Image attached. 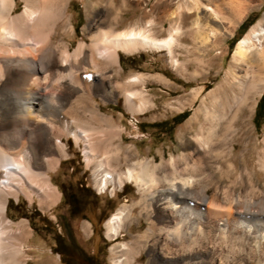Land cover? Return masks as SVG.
I'll list each match as a JSON object with an SVG mask.
<instances>
[{"label": "bare ground", "instance_id": "6f19581e", "mask_svg": "<svg viewBox=\"0 0 264 264\" xmlns=\"http://www.w3.org/2000/svg\"><path fill=\"white\" fill-rule=\"evenodd\" d=\"M19 1L22 8L13 13L15 0H0V264H28L25 246L31 229L26 219L7 216L8 199L17 201L22 195L41 208L57 201L59 193L49 173L66 155L62 141L66 136L81 146L85 166L99 177L97 187L105 188L112 178L118 184L131 181L137 188L138 200L120 205L105 222L106 235H114L128 221L133 205L149 219L146 232L124 244L126 264L143 243H148L154 262L165 253L171 255V264H197L206 244L212 250H220L221 244L230 250L240 242L264 260V192L254 198L238 190L246 177L251 181L244 191L253 192V176L245 161L239 172L233 153L236 143L227 133L246 124L264 83V15L236 41L227 73L230 79L214 93V101H226L228 92L240 90L230 118L220 110L197 109L180 132L184 141L177 154L159 161L132 160L130 151L121 146L122 128L100 112L92 97L97 95L105 103L121 96L128 111L144 112L153 102L132 88L143 85L142 76L113 79L118 51L165 50L175 65L172 51L180 34L185 31L189 41L194 39L189 11L181 12L190 4L180 1L160 19V27L168 30L164 37L154 35L150 18L142 27L118 30L114 16H106L98 23L89 21L84 38L70 49L67 39L71 40L73 29L65 15L67 0ZM95 4L86 8L88 16ZM242 9L240 3L234 4L235 19ZM214 34L211 30L205 37L199 31V44L211 42ZM207 122L210 127L204 132ZM249 145L243 143L241 157L245 158ZM261 163L264 168V159Z\"/></svg>", "mask_w": 264, "mask_h": 264}, {"label": "rangeland", "instance_id": "374dc122", "mask_svg": "<svg viewBox=\"0 0 264 264\" xmlns=\"http://www.w3.org/2000/svg\"><path fill=\"white\" fill-rule=\"evenodd\" d=\"M180 1L183 0H67L65 15L73 29L71 40L67 39L70 43L69 48L72 49L78 40L84 38V28L88 23L101 22L106 16L110 18L114 16V27L118 30L142 27L144 20L150 18L153 21L154 35L164 37L168 30L160 27V19ZM93 2L96 4L88 16L86 8ZM186 2L187 5L190 4V9L183 8L181 12L185 14L189 11L187 21L194 31V39L189 41L185 31L180 34L178 44L173 46L172 51L173 59H177L175 65L165 50L146 48L134 52L118 51V66L115 67L116 71H113V79L121 82L129 75L142 76L143 85L134 84L132 88L141 90L153 103L144 112L132 113L125 108L121 96L105 103L97 95L92 97L98 104L100 112L112 116L115 124L122 128L121 146L130 151L132 160L153 158L159 161L177 154L179 144L184 141L180 132L197 109L220 110L229 119L234 104L239 100L240 90L237 88L227 93L226 101L223 98L214 101L216 95L214 93L229 77L227 73L231 52L236 41L264 15V0H186ZM237 3H240L243 9L240 16L235 19L232 10ZM163 4H166L167 11ZM21 8V1L15 0L13 13ZM246 18L251 24L239 36L236 33L237 27ZM201 24L203 28L199 27ZM165 26L167 27V22ZM182 30H185V27ZM211 30L215 33L209 38L211 42L200 45L197 35L199 31L206 37ZM240 74L241 72L237 71V75ZM263 90L264 83L253 99L252 108L246 116V124L240 129L235 126L227 131L233 140L232 143H236L233 148L236 156L234 164L239 166V172H243L247 165L253 176L251 177L255 187L253 192L244 191L249 188L248 182L251 181L246 177L243 179L242 188L238 190L241 194H250L254 198H259L264 192V168L261 163V159H264V119L257 128L253 122L255 107ZM182 111H186V117L181 122L174 123V115ZM260 113L264 115V109ZM160 122L164 123L155 127L146 126L147 123ZM222 125L223 122L219 123L216 129H220ZM209 127V123H205L202 131H207ZM193 134L192 132L186 136L192 139ZM62 141L65 143L66 155L58 158L56 168L49 173L51 182L59 193L57 201L48 208H41L36 200L29 203L22 195L17 201L12 197L8 199L7 216L14 221L26 219L31 229L25 246L30 255L28 264H69L64 261L62 252L59 253L55 248V235H60L62 239L68 241L65 233L67 230L77 247L90 255L95 264H115L116 261L119 264H126L122 250L124 244L130 241L131 236L145 233L149 219L144 216L140 207L133 205L128 221L120 224L114 235H106L105 222L117 207L122 204L131 205L138 200L136 186L131 181L118 184L111 178L107 179L105 188L97 187L99 177L95 176L91 166H85L81 146L76 145L70 136L63 137ZM243 143H250L245 158L241 157ZM69 195L73 196V200ZM74 201L75 204L70 206L69 202ZM147 244L143 243L137 248L129 258L128 264L173 263V259L168 257L171 255L165 253L158 256L154 262L153 254L147 251ZM221 245L220 250L217 248L212 250L206 244L201 248L204 252L196 258L197 264H264L261 254L250 251L243 242L230 250ZM58 248L60 249L59 245ZM83 262L84 260L75 256L72 264H84Z\"/></svg>", "mask_w": 264, "mask_h": 264}, {"label": "trees", "instance_id": "16d2710c", "mask_svg": "<svg viewBox=\"0 0 264 264\" xmlns=\"http://www.w3.org/2000/svg\"><path fill=\"white\" fill-rule=\"evenodd\" d=\"M251 24V22L248 20V18H246L243 22L240 23V25L237 27L236 33L240 36L246 29V27ZM237 39V38H236ZM264 109V90L262 92V94L260 95L258 102L256 104L255 107V111H254V116H253V122L255 127L257 128L259 126L260 121H262L264 119V115L260 113V111H262ZM186 117V111H182L181 113H178L176 115H174L173 117V121L174 123H179L181 122L184 118ZM164 122H160V123H147L146 126H159L160 124H162ZM72 200H73V196L69 195ZM76 200V199H74ZM76 201H74V203L69 202L70 206H73L75 204ZM63 237H61L60 235H55V240H56V246L55 248H57L56 250L61 253L62 251L58 248V245L63 241L62 239Z\"/></svg>", "mask_w": 264, "mask_h": 264}, {"label": "flooded vegetation", "instance_id": "af4514ba", "mask_svg": "<svg viewBox=\"0 0 264 264\" xmlns=\"http://www.w3.org/2000/svg\"><path fill=\"white\" fill-rule=\"evenodd\" d=\"M65 233L68 241H65V239H63L64 242L62 241L59 244L60 250L62 251V254L65 257L64 261L68 262L69 264H72L75 256H78L80 260H84V264H95L93 258L90 255L86 254L82 248L77 247V245L73 241L71 233H69L68 230Z\"/></svg>", "mask_w": 264, "mask_h": 264}]
</instances>
